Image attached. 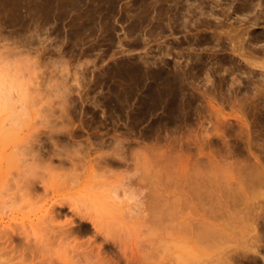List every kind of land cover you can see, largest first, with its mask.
Masks as SVG:
<instances>
[{"label":"rangeland","instance_id":"obj_1","mask_svg":"<svg viewBox=\"0 0 264 264\" xmlns=\"http://www.w3.org/2000/svg\"><path fill=\"white\" fill-rule=\"evenodd\" d=\"M48 1L30 0L27 5L25 4V8H18L19 16H26L24 20L33 17L39 22L43 19L42 12L45 8H43V4L44 6L46 4V8L47 3L50 4L49 8L52 7V12H55V22L51 19L38 32L34 33L31 28L28 33L34 36L32 40L36 42L34 46L38 50L32 46L33 50L30 49L27 55H15L14 51L18 49L14 50L13 48L18 46L5 47L2 46L5 42H0L2 57L7 56L13 59L19 56L20 59L29 58L30 62L36 58L37 62H34L37 66L33 64V68L37 70H34L35 78L30 88V100L36 101L39 107H42L38 112L41 118L34 124L44 125L43 128L37 129L43 134L40 136L0 135V150L11 152L12 147L15 149L17 147H38L39 141L41 147H53L47 133L50 131L65 132V128L75 133L72 143L68 138L71 147L72 145H74L73 147H87L89 143L94 144V147H101L102 141L104 146L115 147L116 144L113 140L117 137L120 141L119 147L123 151H127L126 157H128L129 151L135 153L139 149H144L143 144L148 146L147 144L154 142L150 141L147 132L156 133H153L155 131L153 125L156 124V121H160L161 117H165V112L162 109L155 110L150 113L151 115L148 114L144 121H140L137 115L139 105L137 99H135L136 102L133 99H127L130 102L128 106H131L132 100L134 101L133 106L127 109L124 100H126L129 83H131L129 71L133 65H138L145 71H154L157 68V70L165 72H177L174 73L176 79L183 80L181 83L188 89L184 96L189 98L195 96L201 99L203 90L209 87L208 89L212 91L214 84H217L219 79H223L226 83L221 93L214 92L216 93L215 103L217 108H222V113L228 117L227 119L232 125L236 122L234 118H230V120L229 116L238 111L239 107L232 90L236 91L238 86L241 88L240 92L237 91V99L245 98L257 89L264 91V69L248 65V61L251 60V62L256 60L257 64L264 60V0H253L252 2L250 0ZM36 10L37 12H35ZM0 29L2 34H8L11 31L9 26L3 28V31L2 28ZM236 33L241 36L242 45L246 51L250 52L251 57L249 55L245 57L248 61L235 56L232 51V44L228 38ZM36 34L39 35L38 39ZM26 36L27 34L23 37ZM34 38L36 39L34 40ZM21 49L19 47V51ZM23 49L26 48L23 47ZM23 49L21 51L26 53V50ZM60 60H63V64ZM197 66L203 71H197L200 69ZM184 74L186 76L182 77ZM139 99L142 100L141 96ZM61 100L65 102L64 113L61 111ZM200 111H202V118L204 115L207 123L209 121L212 124L216 123H213L215 118L210 117L211 112ZM44 115L46 117H42ZM192 116L194 119L198 117ZM207 123H204V126L210 129L211 123L209 122L208 125ZM161 129L156 135L158 133L160 136L163 135L164 129ZM171 129L172 127L169 126L168 130ZM188 132L191 135H199L204 131L199 127L198 121L194 120L187 127L180 125L174 134L181 137L182 134ZM58 135L60 136L57 133L52 137L55 139L59 137ZM183 145L182 147H185ZM208 151L205 149V152ZM160 153L161 151L155 155L153 151L148 150L139 153L140 159H142V176L139 187L144 202L143 214L150 216L154 213L152 208L155 197L153 189L154 182L158 181L157 188L162 193L157 200L162 205V216L168 218L163 225H160L161 230L154 228V224V226H151L150 223L142 225V229L145 230H140V233L143 232L147 239L146 244L143 242V245L152 244V240L154 242L152 233L155 238L158 235V233L155 234V231H160L159 233L163 236L171 234L173 231L174 238L167 244L174 245L176 251L172 250L171 253L175 254L176 252V255H172L176 257H174V261L172 258L169 260L170 256L165 250L168 249V246L165 244V248L162 246V251L166 252L164 253L166 257L162 253L161 259L162 261L163 258L166 259L164 260L167 262L165 264H170L169 261H172L171 264H264V184L262 186L256 184L258 188L252 190L253 193L247 192L240 198L230 199L231 197L225 191L228 188L227 183L235 178L237 170L225 167V163L222 162L223 158L210 152V167L207 169V175L210 176V179L213 178L212 181H217L222 188L219 190L214 183L212 185L214 193L200 203L192 195L183 196L178 192L177 186L180 180V176L177 177L178 168L169 170L167 176L161 173L154 174L156 168L159 169L165 163L160 162L163 159L159 156ZM183 153L188 157L185 162L190 167L196 157L195 149L189 151L183 149ZM83 155L81 153V156L84 157L81 159L84 165L95 156L94 153L90 154L89 158ZM83 162L77 164L83 165ZM9 163L11 162L9 161ZM129 163L131 164L130 161ZM175 164L177 162H174ZM5 165L8 166V162ZM64 166L68 168L69 162H66ZM9 167L5 170L9 171ZM11 168L14 167L11 166ZM7 171L0 177V185L2 182L4 185V176L8 173ZM13 172L10 175H13ZM6 178L11 179L8 176ZM12 178H14L12 182L15 190V176ZM10 183L11 181H9ZM60 184H56L54 188L60 191ZM10 186L12 185H8V187ZM57 190L55 189V194L53 192L51 194L50 190L45 195L42 194L43 190H40L27 197H22L20 194L19 196L16 193L15 195L18 196L9 198L11 199L9 203L14 204L11 209L7 199L9 206L5 207L6 209L9 207L8 211L2 210L5 208L3 200L6 197H2L4 194L0 192L2 194H0V203L3 201L1 203L3 206L0 204L2 206V208L0 207V233L5 231L15 234L16 236L13 235V238L16 237L14 245L17 247L16 250L19 249L15 255L13 254L14 257L1 254L0 264L33 263L31 256L25 254V248L21 249L25 247L23 235L27 233L28 237L32 235V244V239L37 234L35 231L41 228L39 226L41 223L38 224L36 221L42 219L43 224L46 222L43 219L47 216L45 215L44 218L41 216L43 217L44 212L46 213L45 208L48 209L50 201H54L53 199L56 198L54 196L58 194ZM6 192L12 194L13 191ZM65 193L64 196L67 197ZM20 198L23 199L20 201ZM1 199L3 200L1 201ZM15 202L18 203L15 204ZM166 206L169 207L167 208L169 210H165ZM67 211L68 209L64 210V212ZM68 214L67 216H70ZM38 222L41 221L38 220ZM202 222L214 223L215 226L206 227L202 225ZM34 224L38 227H35ZM179 231H182V234H179ZM143 233L142 235H144ZM183 233H188V238ZM84 240H87L85 236L77 238L78 243H85ZM100 241L101 239H98L96 243L98 244ZM128 244L129 247H126L131 248V243ZM172 245L169 244L170 247ZM21 251H25L24 255L21 253L22 256H20ZM25 256L28 257V260ZM120 264L126 263L122 260Z\"/></svg>","mask_w":264,"mask_h":264},{"label":"bare ground","instance_id":"obj_2","mask_svg":"<svg viewBox=\"0 0 264 264\" xmlns=\"http://www.w3.org/2000/svg\"><path fill=\"white\" fill-rule=\"evenodd\" d=\"M29 1L0 0V28H2V31L3 28L8 26L13 29L8 34H2L3 32H0V42L8 43L2 44L5 47L9 45L18 46L13 48L14 50L18 49L14 51L15 55H27L28 51L30 49L33 50L35 47L34 45L36 44L34 43L36 42L32 40L34 36L31 33L28 34L31 28L35 33L41 27L43 28L45 24H48L51 19L53 22L56 21L55 12H52V7L49 8L50 4L48 3L47 8L46 4L45 6L43 4V8H45L42 12L43 19L41 18V22L33 17L24 20L26 16H19L18 8H25V4L27 5ZM250 1L252 2L253 0ZM23 34H27V36L23 37ZM38 36L36 34L37 39L39 38ZM228 39L232 44V51L235 56L245 60V57L250 52L246 51L242 45L241 36L236 33L233 36H229ZM19 47L22 49L23 47L26 48L23 49L26 50V53L21 51L22 49L19 51ZM35 50H38V48L35 47ZM32 60L30 62L29 58L20 59L19 56L10 59L7 56L2 57V54H0V135L2 136L16 134L40 136L43 134L37 129L43 128L44 125L37 126L34 124L36 120L41 118L38 112L42 107H39L36 101L30 100V88L32 87L31 84H33L32 81L35 78V71L37 70L33 68L37 62L36 58H34L36 62H32ZM60 61L62 63L63 60ZM251 61H248V65L254 66V68L259 67L264 69V60L261 62L258 60V64L255 63L256 60ZM143 65L145 66V63ZM197 71L202 72L203 70L200 68ZM129 72L131 83H129L126 100H124V103L127 104V109L131 108L133 102L137 99L139 102V105L137 104V115L140 121H144L146 116L155 110L162 109L165 112V117H161L162 119H159L160 121H156V124L153 125L155 127L153 133L160 132L159 130L162 128L164 129L163 135L160 136L159 133L157 135L156 133L150 134L152 133L151 131L147 132L150 141L152 140L154 142L147 144L148 146L143 144L144 149H139L135 153H130L129 151L128 157H126L127 151H123L119 147L120 141L117 137L113 140L116 144L115 147H107L106 145L105 147L103 141L100 143L101 147H94V144L91 143L87 147H73L74 145L71 147L75 133L65 128V132L50 131L47 133L51 141L48 140V137L47 140L52 143L53 147H41L39 141L38 147H17L16 149L12 147L11 152L0 150V177L7 171L5 168L8 169L10 165L14 167L11 168L10 166L9 168L15 174L10 175L12 172L10 170L7 171L8 173L6 174L8 175L5 174V176L11 179L8 180L4 176L5 183L3 185L2 182L0 185V192L4 194L2 197H6L4 200L1 199V201H4V207L6 205L9 206L8 203L11 200L9 198H13L12 196H18L19 194L22 197H27L40 190H43V195L50 190L51 194L52 192L55 194V189L57 190V188L54 187H56V184L59 185L61 181L60 188L62 190H57L58 194L54 196L56 198L53 199L54 201H50L49 207L47 205L48 209L45 208L46 213L44 212L43 217L41 216V218H44L45 215L47 216L43 219L46 222L43 224L42 219H38L41 222L36 221L38 224L41 223L39 225L41 228H37L38 230L35 231V234H37L34 236V240L32 239V244V235L28 237L29 234L27 233V235L24 232L27 236L23 235V238H25V247L21 249L23 250L25 248V254L27 253L29 257L31 256L30 258L33 263L28 262L29 264H120L122 260L126 264H165L166 261L164 262V260L166 259L163 258L164 260H161L163 254L166 253L162 251V248H165V244L168 246V249L165 250L167 251V255L169 254L170 256L169 260L171 258L172 260L175 259L174 257L176 256L173 257L172 255H176V252L175 254L171 253L172 250H175L174 245L169 243L172 245L170 247L167 244L174 238L173 231L171 234L165 235L163 233L164 236L159 233L160 231H155V234L158 233V235H155V238L152 233V237L155 239L154 242L150 239L152 240V244L147 243V245H143V242L145 243L147 239H145L143 232L144 235L140 233V230H145L142 229V225L150 223L152 224L151 226L155 225L154 228L156 227L161 230L159 228L160 225H163L168 218L166 219V217L162 216V205L157 200L162 193L157 188L158 181L154 182L153 189V196L155 197L152 208L154 213L150 216L143 214L144 202L139 187L142 176V159H140L139 153L142 151H153L155 155H158L161 151L159 156L163 159L160 162L165 163L159 169L156 168L154 174L161 173L167 176L169 170L172 171L178 168L177 177L180 176L177 186L178 192L183 196L192 195L200 203L207 200L214 193L212 191V185L214 183L218 186L219 190L222 188L217 181H212L213 178L210 179V176L207 175V169L210 167V152L212 154L216 153L220 158H223L222 162L225 163V167H229L230 170H237L235 178L232 179L230 177L234 182L229 179L230 182L227 183L228 188L225 191L231 197L230 199L240 198L247 192L253 193L254 191L252 190H256L258 188L257 185L262 186L264 184V91L257 89L245 98L237 99V91L239 90L238 92H240L241 88L238 86L236 87L238 88L236 91L235 89L232 90V94H235V101H237L239 106L238 111L232 113V116H229V119L234 118L236 122V124L232 125L228 121V117L222 113V108H217L215 103L216 93L214 92L221 93L226 83L223 79H219L218 83L214 84L212 91L208 89L209 87L203 90V97L200 99L195 96L192 98L184 96L185 91H188V89L182 84V79L181 81H178V78L176 79L175 74L177 72L175 73V71V74L160 69L157 70V68L154 71H145L144 68L142 70L140 66L133 65ZM185 76L184 74L182 77ZM33 86L35 88V85ZM60 91L62 92L61 89ZM140 96L142 100L139 99ZM127 99L134 100H132L131 106H128L130 102ZM62 100L60 101L61 111L64 113L66 108H64L65 102ZM200 107L202 108L200 109ZM199 109L204 110V113L207 111L211 112L212 115L210 117L215 118H213V123L216 122L215 124L209 121L211 123L209 125L210 129L204 126V123L206 124L207 121L204 115L202 118V111ZM192 115L198 116V119L196 117V119L192 118ZM42 117L46 116L44 115ZM193 119L198 121L199 127L204 131L203 133L191 135L188 132L187 134H182L181 137L175 136L176 134L174 133L180 125L187 127L193 123ZM169 126L172 127L171 130H168ZM57 133L60 136L58 135L59 137L54 139L52 135L56 136ZM68 138L71 143L68 141ZM182 145L185 147H182ZM183 149L188 151L195 149L196 157L190 167L185 162L188 157L183 153ZM205 149L209 151L205 152ZM81 153L88 158L93 153L95 156L92 155L94 158L89 160L86 158L89 162H85L86 164L84 165V162L81 161L84 158L81 156ZM76 159L78 161L74 162ZM7 162L9 164L8 166L5 165ZM66 162L70 164L68 168L64 166ZM82 162L83 165H78ZM174 162H177V164L174 165ZM14 176L15 190L12 182V179H14L12 177ZM9 181H11L10 184L12 186L10 187H12V190L8 187L10 185ZM260 183L262 184L259 185ZM5 191H13L14 193L7 194ZM16 193L18 195H15ZM64 193L65 195L67 194V197L64 196ZM21 199L23 198L19 200L21 201ZM18 202H15V204ZM1 205L0 207L2 208L3 205ZM13 205L11 202L10 209ZM7 208L5 207L2 210L4 211L6 209L5 211H8L9 207ZM167 208L169 207L166 206L165 210H169ZM65 209H68V211L64 212ZM68 213L70 216H67ZM202 225L206 227L215 226L214 223L210 222H204ZM35 227L38 226L35 225ZM33 229L35 228L33 227ZM8 233L5 231L0 233V255L2 254L3 256H13L16 251H19V249L16 250L17 247L14 245L16 237L13 238V235L15 234L12 232L11 234ZM179 234H182V231H179ZM183 234L188 238V233ZM79 236H85L87 238V240H84L85 243H78L77 238ZM177 237L180 236L177 235ZM147 238L150 237L147 236ZM98 239H101L100 244L96 243ZM162 242L166 243L162 245ZM128 243H131V248H128ZM135 243L139 244L136 245ZM24 252L21 251L20 256ZM106 255L110 256L107 257ZM164 255L166 257V254ZM27 256L25 257L28 260ZM21 259L24 258L21 257ZM171 262L169 261L170 264Z\"/></svg>","mask_w":264,"mask_h":264},{"label":"flooded vegetation","instance_id":"obj_3","mask_svg":"<svg viewBox=\"0 0 264 264\" xmlns=\"http://www.w3.org/2000/svg\"><path fill=\"white\" fill-rule=\"evenodd\" d=\"M13 29L11 28V31H12Z\"/></svg>","mask_w":264,"mask_h":264}]
</instances>
